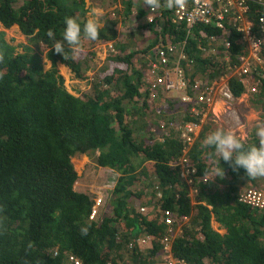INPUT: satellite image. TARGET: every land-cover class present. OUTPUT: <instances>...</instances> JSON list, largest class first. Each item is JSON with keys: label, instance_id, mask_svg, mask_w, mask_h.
Masks as SVG:
<instances>
[{"label": "trees", "instance_id": "trees-1", "mask_svg": "<svg viewBox=\"0 0 264 264\" xmlns=\"http://www.w3.org/2000/svg\"><path fill=\"white\" fill-rule=\"evenodd\" d=\"M122 1L125 16L108 17L98 28L87 21L86 0H0V25H18L26 35L25 43L12 45L0 31V264H73L70 254L80 264L158 263L160 239L183 216V233L172 244L175 257L187 264H264V205L242 198L248 189L264 194V132L237 140L226 153L227 133L221 129L217 137L210 123L201 122L206 83L215 81L225 82L234 97L250 90L264 126V43L261 61L251 60V70L241 72L248 46L232 24L227 35L202 22L174 23L180 0H152L164 8L161 19L143 23L153 41L141 50L148 37L124 36L119 25L132 14L141 21L144 5ZM246 2L252 33L262 37L264 3ZM160 36L180 49L173 53L183 55L188 76L168 106L151 90L141 93ZM110 41L106 63L95 67L96 47ZM67 69L89 88L69 91ZM181 119L201 122L187 150L196 167L190 184L176 164L185 140L170 125ZM77 153L92 156L102 175L118 174L113 185L107 179L102 186L101 195L113 201L94 212L95 191L76 185L71 159ZM142 239L150 246H140Z\"/></svg>", "mask_w": 264, "mask_h": 264}, {"label": "rangeland", "instance_id": "rangeland-1", "mask_svg": "<svg viewBox=\"0 0 264 264\" xmlns=\"http://www.w3.org/2000/svg\"><path fill=\"white\" fill-rule=\"evenodd\" d=\"M86 1L91 5L90 10L85 15L89 25L91 26L95 25L96 27L101 28L104 24V20L107 19L109 16L111 18L118 16L121 19L122 17L125 16L124 10H126V3L122 0H120V2L117 0H102V1L86 0ZM99 4L100 6H98ZM103 5L105 7H103ZM152 5L153 4L151 2L144 5V10L147 11L148 9L151 8ZM136 8L137 6L135 7V9ZM156 12L159 13V10L156 9ZM147 15L148 14L145 12V16L141 21H138L137 19H134V21H132L130 17L131 16L136 17V14L129 15L125 23L122 21L120 22L119 25L120 33H122L124 36H128V33H126V31L129 32L130 30H132V28H135V30L138 32L137 27L145 23ZM139 30L141 31L142 29L140 28ZM0 31L4 32V39L9 44L20 45L25 43L26 41V37L21 34V32L19 31L16 25L9 29L4 28L2 25H0ZM146 34L149 35L150 30L142 31L141 34H138L135 37L139 39L141 38V36H146ZM21 50H22L21 47L16 48V51H21ZM96 50H97L96 52L97 55L94 58V63L96 65L95 67H100L106 63L105 55L107 52H109V50H111V45L110 43L109 44L103 43L98 47V49L96 48ZM42 61L44 62L43 69L48 70L50 68V63L48 61L46 62L45 56L42 57ZM91 67H93V65ZM92 72L93 70L90 69L87 71V74L91 75ZM65 86L68 90L71 91H75V89L78 90L75 91V94L77 95L79 92H83L87 88H89V83L88 81H81L79 79L74 78L73 73L67 70V79L65 82ZM168 94L174 95V92H168ZM251 98L252 95L246 94L242 96L239 103H237L236 105L232 103L229 104L224 99H222L223 101L221 102L216 100L215 110H214L215 113L212 112L214 117L208 118L207 123H210V128L208 131L210 130L213 131L216 136L218 135L217 132L221 129H223L224 131L225 130L228 131L229 133L228 139L223 143V151L226 153L233 151V146L237 139L245 140L246 142H248L252 139L254 135L261 133L260 130H262V132L264 131V127H259L260 124L258 123V118H260L261 114L263 115V113L261 110H258L254 106H252ZM148 115L154 119V115L152 111ZM71 161L73 162L75 170L81 176L80 179L81 181L78 180L76 185L78 186L87 185L91 191H95L94 193H91L92 196H95L97 194L99 195L103 193L102 191L105 192L106 189L102 188V186L104 185L106 180L107 179L109 180L107 184L111 186L114 184L115 181L111 179L118 176V174L115 175L110 174L109 176L102 175V173L99 171L98 166L94 163L92 156L85 153L75 154L72 157ZM84 181H86L87 183ZM261 182L264 183L263 180ZM138 185L140 188L142 187L141 183H139ZM190 192L192 194L193 191ZM112 199L113 197L109 199L103 198L102 196L97 197L95 199L96 203L94 206V211L97 210V205L102 203L105 206H107L109 205V203H111V201H113ZM213 224L214 222H212V225ZM143 240L144 239H142V243L140 246L142 247L150 246L149 242H147L146 239L145 241ZM161 262L163 261L161 260ZM154 264H160V262Z\"/></svg>", "mask_w": 264, "mask_h": 264}, {"label": "clouds", "instance_id": "clouds-1", "mask_svg": "<svg viewBox=\"0 0 264 264\" xmlns=\"http://www.w3.org/2000/svg\"><path fill=\"white\" fill-rule=\"evenodd\" d=\"M117 1H119L120 2V0H117ZM133 1H135V0H133ZM209 1H212V4H213V6L215 7V8H217V9H219V10H221V11H223V13H224V17H223V24L225 25V27L224 28H226V29H224V28H221V29H223V31H224V33L225 34H227V35H229L230 34V32H231V29L229 28V25H233L234 27H235V30L237 31V32H239L240 34H241V39H242V41L246 44V46H248V54L244 57V59L242 60V63H244V62H246V59L249 61V63H250V70H251V60H255L254 58H252L251 57V53H250V48H249V43H248V40H247V37H245V32L244 31H242V30H240V29H238V27H240V26H243L244 24H245V22L249 25V29H248V34L250 35V36H252V37H254V38H262L263 39V42L261 43V47H262V44L264 43V33L261 31V34H262V37H255V35L252 33V27H253V21L252 20H250L248 17L246 18V13H247V11H249V6H248V4H247V0H243V4L244 5H246L248 8H247V10L245 11V12H242V14L244 15V19L243 20H239V19H237V15L240 13V11H241V7H240V5H239V0H209ZM262 1V3H264V0H261ZM150 2L153 4L152 6H151V8L150 9H148L147 11H146V13L148 14L147 16H146V20L148 21V22H154V20L156 19V18H159V19H161V16H162V13H161V8H164V7H162L161 5H157V4H155L152 0H150ZM149 2V0H141V4L143 3V5H146V4H148V3H150ZM92 4V3H91ZM181 4H184L186 7H187V9H191L192 7H194V2H193V0H180L175 6H174V12H173V16H172V22H174V23H179V22H183V23H185V24H187L188 26H191V25H193L194 23H196V22H202V23H205V24H210L211 26H215V27H217L216 25H214L213 23H209V22H204V21H199V20H196V21H194L193 23H188L186 20H178L177 19V9L179 8V6L181 5ZM98 6H100V4L98 5ZM136 7V6H135ZM135 7H134V9H135ZM156 7H158V8H156ZM156 9H158L159 10V13H157L156 12ZM133 15V14H132ZM110 17V16H109ZM261 18H263V21L261 20ZM131 20L133 21V17L131 18ZM245 21V22H244ZM258 21H259V23H258V25L260 26V28H261V24L263 25V27H264V14H261L259 17H258ZM227 23H229V25L227 26ZM3 26V25H2ZM13 26H15V25H13ZM12 26V27H13ZM17 27H18V25H16ZM4 27V26H3ZM5 28V27H4ZM11 28V27H10ZM138 28V32H140V33H138L136 30H135V28H132V30H130L129 32L128 31H126V33H128V37H129V34H133V36H137L138 34H141V32L142 31H145V30H149V29H145L144 27H143V24H141L140 26H138L137 27ZM142 29L141 31L139 30V29ZM219 28V27H218ZM7 29H9V28H7ZM18 29H19V27H18ZM19 31L21 32V34L22 35H24L23 33H22V31L19 29ZM151 31V30H150ZM120 32V31H119ZM122 34V33H121ZM25 37H26V35H24ZM146 36L148 37L147 39H145L143 42V44L141 45V50L143 49V48H146V47H148V46H150V44L152 43V39H150V37H151V32H150V34L149 35H147L146 34ZM141 39V38H140ZM142 40V39H141ZM152 40V41H151ZM162 42V36H160L159 37V47L157 48V50L156 51H158V49L161 47V46H163V47H165V48H168L169 46H174L175 47V50L174 51H176L177 50V52H179V48L175 45V44H173L172 42H170L169 41V39L168 40H166V42H164V43H161ZM105 43H110V45H111V50H113V48H112V42L110 41V42H105ZM103 44V43H102ZM101 45V44H100ZM100 45H98L96 48L98 49V47L100 46ZM130 50H132V49H130ZM134 50H136V48L134 47ZM110 51V50H109ZM96 52H97V50H96ZM260 53H261V49H260V52H259V55H260ZM96 55H97V53H96ZM137 55V54H136ZM105 57H106V55H105ZM95 58V57H94ZM178 58V57H177ZM182 58V57H181ZM180 58V59H181ZM172 61H170L169 62V65H167L166 67H161L160 66V68H157V67H153V64H155V63H157V61H158V59L157 60H151L150 61V63L148 64V66H147V70H146V72L143 74V77H144V80H145V82H146V84H144V86L142 87V89H141V93H144V91L145 90H151V92H152V95H153V97L152 98H155L156 100H157V102L160 104V103H167V106H168V102L170 101V100H172V99H174V97H175V94L174 95H169L168 94V92H174L175 90H178V91H181V90H183L184 88H185V86H186V83H187V79H188V76H187V72H186V70H185V68L181 65V62H180V59H179V65H180V67H181V69H182V71H183V76H184V82H185V85L184 86H182V85H180V83L178 84V83H176L175 85H174V87H172V88H170V89H167L162 83H158L159 85H157V87L156 88H153V86H152V84L154 83V80H156V78L158 77V76H164V70L165 69H167L168 70V72L170 73V75L172 76V77H174V74H173V72L171 71V69L169 68V67H172V65H173V63H175L174 62V60L176 59V56H175V54L173 55V57H172ZM94 61V60H93ZM255 61H257V60H255ZM261 61V57H260V60H258L257 62H260ZM49 62V61H48ZM242 63L239 65V67H238V69L241 71V72H245V71H243V68L241 67V65H242ZM159 67V66H158ZM67 70H69V69H67ZM70 71V70H69ZM71 72V71H70ZM93 73V72H92ZM89 75V74H88ZM73 76H74V74H73ZM66 79H67V73H66ZM66 82V81H65ZM195 85H198V83H196ZM90 86V85H89ZM106 86V85H105ZM66 87V86H65ZM205 88H206V90H205V92H207V97L206 98H210L211 99V101L210 102H207V110H206V112L205 113H203V115H202V119H201V122H203V121H205L206 123L208 122V118H211V117H214V115L212 114V112H214L215 113V103H216V100L217 101H219V102H221V101H223L222 99H224L226 102H228L229 104H234V105H236L237 103H239V101H240V99L242 98V96H244V95H246V94H249V95H251V91L250 90H246V91H244L239 97H234L231 93H230V91L228 90V88L226 87V83L225 82H215V81H209V82H207L206 83V86H205ZM224 90H227V93L229 94V97H225V96H223V94L221 93V92H223ZM69 91H71V90H69ZM71 92H74V91H71ZM205 98V99H206ZM184 99L185 100H187L188 99V97L186 98V97H184ZM149 103H151V100L149 101ZM193 109H195V108H193ZM197 110V112H199V110L198 109H196ZM209 112V113H208ZM153 115H154V112H153ZM155 117V116H154ZM181 121L183 122V123H181L179 120L178 121H176V122H174V121H171L170 122V125H173L174 127H176V129H177V132H178V134L180 135V137L182 138V139H184L183 138V136H182V132L186 129V126H187V124H190V123H194L195 124V129H196V133L195 134H192V136H193V141H195L196 139H197V137H199V131H200V127H201V122L200 123H195V122H189V123H186L183 119H181ZM258 123L260 124V118H258ZM259 127H264V126H262L261 124L259 125ZM261 131V133H259V134H262L263 132H262V130H260ZM225 132L227 133V139H228V136H229V133H228V131H226L225 130ZM217 137H219V135H217ZM227 139L225 140V141H227ZM185 140V139H184ZM237 140H241V139H237ZM236 140V141H237ZM192 141V142H193ZM235 141V142H236ZM241 141H245V140H241ZM246 142V141H245ZM192 144V143H191ZM190 144V145H191ZM188 144H187V142H186V140H185V145H184V147H183V149H182V151H181V156H180V158L182 157V155L184 154V156L187 158V163H188V165L191 167V168H194L195 169V172L194 173H191L190 175H185V173H184V169H183V166L181 165V163H180V158L178 159V163H176V164H178V166H179V168H180V174L182 175V177L190 184L191 182H192V180H193V175L195 174L196 175V167L194 166V164H192L190 161H189V159H188V157H187V150H188ZM185 147H187L186 148V151L184 152V149H185ZM73 163V162H72ZM77 175H78V177L80 176V174H78L77 173ZM82 175V174H81ZM208 178H210V176L209 175H204V180H206V179H208ZM81 179V176L79 177V180ZM102 189V188H101ZM105 195H108L107 193H104ZM100 196H102L103 198H106V197H104L103 195H101V194H97V195H95V196H93V199L95 200L97 197H100ZM107 199V198H106ZM96 203V202H95ZM261 207V206H260ZM140 210H144V208H140ZM93 212H94V210H93ZM170 217L171 218V221H170V223H167L166 222V218L167 217ZM187 220V217L186 216H183L182 217V221H181V223H178V224H176L175 223V225H174V228L172 229V231H171V233H170V235L169 236H166L167 238H168V244H164L163 242H164V238L165 237H163V238H161L160 239V246H161V249H160V254H158L157 255V257L160 259V264H169V260L170 259H183V258H179V257H175L173 254H172V244H173V241L176 239V238H178L179 236H181L182 235V233H183V229H182V224L185 222ZM212 222H213V220H212ZM165 224H168V225H171V224H173V219H172V217H171V215L170 214H168V215H166L165 214ZM143 241H145V240H143ZM70 256H71V254L69 255V257H68V262H73V264H74V261L73 260H71L70 259ZM73 256V255H72ZM75 258V257H74ZM75 259H77V258H75ZM161 260L163 261V262H161ZM187 263V262H186ZM207 263H211V264H214V262H211V261H208V262H205L204 264H207Z\"/></svg>", "mask_w": 264, "mask_h": 264}, {"label": "built area", "instance_id": "built-area-1", "mask_svg": "<svg viewBox=\"0 0 264 264\" xmlns=\"http://www.w3.org/2000/svg\"><path fill=\"white\" fill-rule=\"evenodd\" d=\"M194 2V7L191 9H187V7L184 4H181L179 8L177 9V19L178 20H186L188 23H193L196 20L199 21H204V22H209L213 23L219 28H224L225 25L223 24V17L224 13L223 11L215 8L212 4V1L209 0H193ZM239 5L241 7L240 13L237 15V19L243 20L244 15L242 12H245L247 10V6L243 4V0H239ZM263 21V18H261ZM245 22V21H244ZM226 29V28H224ZM238 29L242 30L245 32V37H247L248 43H249V48H250V53L251 57L254 58L255 60H260V49H261V43L263 42L262 38H254L248 34V29L249 25L245 22L243 26L238 27ZM261 31L264 33V27L261 24ZM175 47L174 46H169L168 48H165L161 46L158 49V61L157 63L153 64V67L160 68L161 67H166L169 65V62L172 61V57L174 53L177 52L174 51ZM174 52V53H173ZM183 57V55H180L178 58L174 60L175 63H173L172 67H169L171 71L174 74V77L170 75L167 69L164 70V76H158L156 80H154V83L152 84L153 88H156L158 83H162L167 89H170L174 87L176 83H180V85L184 86V76H183V71L179 65V59ZM159 66V67H158ZM241 67L243 68V71L248 72L250 70V63L246 59V62L242 63ZM223 96L229 97V94L227 93V90H224L221 92ZM187 98V97H186ZM205 101L210 102V98H206ZM196 133L195 129V124L190 123L187 124L186 129L182 132L183 138L186 140L187 144L190 145L193 141V136L192 134ZM186 148L184 149V152L186 151ZM180 163L183 166L184 173L185 175H190L191 173L195 172L194 168H191L188 163H187V158L182 155L180 158ZM243 200L253 204L255 206H263L264 205V194L256 192L254 190H246L245 194L243 195ZM169 212H166V215H168ZM171 218L168 216L166 218V222L170 223ZM164 244H168V238L165 237L164 239ZM70 259L74 261V264H80V261L78 259H75L74 256H70ZM169 264H187L184 259H170ZM211 264V263H207Z\"/></svg>", "mask_w": 264, "mask_h": 264}, {"label": "bare ground", "instance_id": "bare-ground-1", "mask_svg": "<svg viewBox=\"0 0 264 264\" xmlns=\"http://www.w3.org/2000/svg\"><path fill=\"white\" fill-rule=\"evenodd\" d=\"M262 58V57H261ZM229 118V117H228ZM230 122V121H229ZM123 241V240H122Z\"/></svg>", "mask_w": 264, "mask_h": 264}, {"label": "crops", "instance_id": "crops-1", "mask_svg": "<svg viewBox=\"0 0 264 264\" xmlns=\"http://www.w3.org/2000/svg\"><path fill=\"white\" fill-rule=\"evenodd\" d=\"M229 153V152H228Z\"/></svg>", "mask_w": 264, "mask_h": 264}]
</instances>
